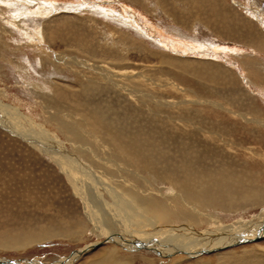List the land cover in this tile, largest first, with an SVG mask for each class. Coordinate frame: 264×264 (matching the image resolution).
Segmentation results:
<instances>
[{"label":"rangeland","instance_id":"rangeland-1","mask_svg":"<svg viewBox=\"0 0 264 264\" xmlns=\"http://www.w3.org/2000/svg\"><path fill=\"white\" fill-rule=\"evenodd\" d=\"M3 1L0 0V8L4 7L5 16L12 20H22L25 25L22 23L23 28L16 27L11 22L3 21V17L0 16V27L5 29L3 34L0 33L2 34L0 35V102L15 107L24 117L31 119L35 124L33 130L36 129L38 135L57 136L64 141L68 149L67 138L59 129L61 127L59 118L60 121L63 118L68 121V118L74 116L76 119L75 112H85L92 108L110 121H123L129 113L134 114L131 109L135 100L125 92H118L117 89L103 92L95 90L90 93L93 97L92 101L76 96L74 90L79 87L74 79L75 73L68 66L55 62L53 57L56 54L59 56L70 53V56H75L79 60L100 64L119 61L118 57L126 54L128 60L125 62L131 64L127 69L141 70L151 81L154 78L158 80L169 78L177 81L174 72L186 77L187 81L179 85L183 88L187 87L186 89L192 88L188 90L190 94L186 90L184 91L187 94L175 89L171 90L166 86L162 88L164 91H160V95L166 101L176 102L183 96L190 98L189 95H195L193 89L201 94L209 90L214 96L211 99H217L221 104L239 112L242 110L241 112L257 114L256 116L264 119V0H53L52 4L44 3V7L41 6V3L43 4L41 0L37 2L24 0L25 3L20 4L14 0H5V3ZM107 1L110 3L108 4ZM96 2L99 3L101 10L103 6H111L119 12L123 9L121 4L129 9L132 8V12L136 13V20L141 24L138 28L124 25L122 21L102 12L96 6ZM39 5L41 7H37ZM173 11L179 12L180 21L169 18L167 12L173 13ZM152 25L158 29L163 28L170 35L204 46L201 51L191 48L180 52L175 48H168L158 41V35L152 30ZM32 33L35 36H32ZM37 41L40 43L43 41L44 48L52 52L53 57L46 59L45 63H42L44 56L41 55V46L34 45ZM169 58L183 62L171 63L168 62ZM149 79L145 81V85L153 89V85L148 84ZM60 90L71 92L66 96L65 102L58 103L64 112L56 109L58 99L55 100L57 97L55 93ZM203 105L213 110L215 114L218 112V115L227 118L225 123L228 127L237 124L242 131L239 130L233 137L229 135L235 143L225 136L229 143L234 145L236 152L227 144L225 149L228 148L226 149L228 152L223 151L227 156L225 153H220L217 157L212 155L202 161L204 168L199 165L196 168L198 167L202 172H242L252 169L251 172L258 171V179L264 185V146L258 148L264 145V128H260L259 132L250 131L249 126L246 128L248 124L240 116L221 108L217 109L213 105ZM64 119L62 122H67ZM258 135H262L261 139L254 140L259 138ZM248 138L251 142L241 144L242 139ZM249 150L255 151L252 153ZM237 151H239L238 155ZM240 151H244L245 154L240 155ZM258 204V202L254 205L244 204L240 210L244 213V218L250 220V217L258 214L261 211V207H256ZM240 211L234 213L235 211L219 210L218 214L221 220L223 219V223H232L240 217ZM65 223L71 228L77 225H81L82 228L78 233L68 236H52L23 246L0 247V256L21 260V263L27 264L45 262L50 264L97 240L95 233L91 231L92 225L86 218L84 221L81 200L75 195L69 180L52 158L38 150L16 130H10L0 124V239L9 240V243L10 240H17L20 236H28L30 239V235L41 227L60 230L67 227ZM140 226L149 227L148 230L154 232L157 228L153 222ZM106 241L84 252L73 264L99 257L104 248L113 245L112 242ZM235 242L232 240L220 248L201 252V255L212 257L214 262L221 264H252L255 259L264 261V255L261 254L264 251V234L254 241L237 244ZM140 250L144 251L140 253L143 254L142 257L158 258L156 251L155 254L153 250L143 248ZM177 253H183V250L179 249ZM131 254L130 258L124 252L118 253L117 256L119 258L124 256L123 259L131 260V264H144L143 258H139L135 253ZM195 257L197 258V256L186 257L190 260L184 259V262L177 264L191 263V259ZM160 258L162 260L159 259L155 264H170L168 256Z\"/></svg>","mask_w":264,"mask_h":264},{"label":"bare ground","instance_id":"bare-ground-1","mask_svg":"<svg viewBox=\"0 0 264 264\" xmlns=\"http://www.w3.org/2000/svg\"><path fill=\"white\" fill-rule=\"evenodd\" d=\"M14 1L19 4L25 3L24 0ZM35 1L37 2V0ZM41 2H43L41 6L44 7V3L52 4L53 0H41ZM95 4L100 8L98 2ZM171 4L173 5V3ZM121 6L123 9L119 12L111 6H103V9L100 8V10L122 21L124 25L128 24L138 28L141 22L136 20V13L132 12V8L129 9L122 4ZM161 7L163 9V6ZM3 8H0V16L3 17V21L11 22L16 27L23 28L22 20L8 18L5 16ZM164 11L166 10L164 9ZM8 12L11 13L10 10ZM167 13L169 18L180 21L179 12ZM0 29V33L3 34L5 29L2 27ZM152 30H155L158 35L159 42L180 52L188 51L191 48L201 51L204 46L199 43L195 45L189 40L170 35L163 28L158 29L152 25ZM32 36L35 35L32 33ZM34 45L41 46V50H39L44 56L42 63L53 57L52 52H48L44 48L43 41L41 43L37 41ZM195 52L199 51L195 50ZM69 54L59 56L56 54L53 58L55 62L68 66L74 71L76 76L74 79H76L79 87L74 90L76 96L92 101L93 97L90 93L95 90L103 92L117 89L118 92H125L134 98L135 104L131 109L134 114L129 113L123 121L116 122V120L106 119V116L102 117L98 110L91 108L85 112H75L76 119L75 116L68 118V121L63 118L67 122H62L63 119L60 121L61 118H59L58 122L61 125L59 129L66 136L69 149L64 141H61L57 136L38 135L39 132L36 129L33 130L35 124L31 122V119L24 117L15 107H9L8 104L4 105L2 102H0V124L10 130H16L38 150L52 158L69 180L75 195L81 200L84 221L86 218L92 225L91 231L95 233L97 240L105 238L109 243H113V245H107L108 247L103 249L100 253L102 256L99 254V257L94 256V259L83 261L80 264H131V260L123 259L124 256L121 257L122 259L118 257L120 252L127 253L129 258L132 257L131 253H135L139 255V258L144 259V264H155V262H159V259L162 260L160 257L164 256L169 257L170 264L184 262V259L190 260L192 256H197V258L191 259V263L188 264H221L214 262L212 257L201 255L202 249L220 248L232 240L235 242L236 239L250 238L256 235L260 229L264 234V185L258 179V171L256 173L251 172V169V171L242 172H202L198 167L196 168L198 165L204 168L202 161L204 162L207 157L212 155L217 157L220 153L224 154L228 150V148L225 149V145H231L233 149L234 145L232 146L229 141L235 142L234 139H230L229 135L233 137L241 130L237 124L228 127L225 123L227 118L218 115V112L215 114L213 110L206 108L203 104L213 105L217 109L221 108L233 115L240 116L248 124L246 128L249 126L250 131L254 130V132H259L260 128H264V119L256 116L257 114L241 112L242 110L239 112V110L221 104L217 99H211L214 96L209 90L201 94V92L193 89L192 92L195 95H189L190 98L183 96L181 100H176V102L166 101L160 95V91L166 86L171 90L175 89L184 93L192 89H186L187 87L183 88L179 85L186 80V77L174 72L177 81L169 78L158 80L153 76L154 80L151 81L144 75L143 71L133 70V68H131L132 70L127 69L131 67V64L125 62L128 60L126 54L120 55L119 61L101 64L88 63L86 60H79ZM111 54L115 55L116 53ZM168 62L180 63L183 61L169 58ZM79 66L80 69H78ZM116 67H118L117 70ZM171 73L169 75H172ZM148 79V84H152L153 89L145 85V81ZM57 92L61 95H58ZM69 93L71 92L56 91L57 111H62L58 103L65 102L64 100ZM68 108L70 107L68 106ZM49 114L51 113L49 112ZM46 134H48L47 131ZM225 136L229 137V141ZM258 136L259 138L254 140H260L262 135ZM241 141V144L251 142L249 138ZM263 146L260 145L258 148L261 149ZM249 147L248 149H250ZM234 152H236L235 148ZM237 152L238 155L239 151ZM240 152V155L245 154L244 151ZM257 202L259 204L256 207H261V211L250 217V220L244 218V213L240 211L243 205H254ZM219 210L235 211L234 213L240 211L241 213L234 222L223 223V219L221 220L218 214ZM148 222L157 225L155 232L148 230V226V228L140 226V224ZM65 224L67 227L60 228V230L41 227L30 235V239L28 236H20L17 240H10V243L4 238L0 239V247L23 246L52 236H68L78 233L79 229L82 228L81 225H74L76 227L71 228L68 223ZM92 242L84 245L83 247L88 248L73 255L66 262L64 261V264H73L84 252L95 247L91 246ZM140 248L156 251L157 254L156 252L155 254L158 258L155 256L142 257L143 254L140 253H144V251H141ZM179 249H182L183 253H177ZM149 251L148 254H150ZM128 252L130 253L128 254ZM261 254L264 255V251ZM121 255L123 254L121 253ZM58 260L50 264H55ZM0 264L27 263L1 257ZM252 264H264V261L255 259Z\"/></svg>","mask_w":264,"mask_h":264},{"label":"water","instance_id":"water-1","mask_svg":"<svg viewBox=\"0 0 264 264\" xmlns=\"http://www.w3.org/2000/svg\"><path fill=\"white\" fill-rule=\"evenodd\" d=\"M261 230H262V229L258 230L257 234L254 235V236H252V237H250V238H245V237H244V238L236 239V240H235V241H236L235 244H237V243H241V242L254 241V240L258 239V238L262 235ZM104 241H105V238H104V239H100V240L93 241L91 246H92V247H93V246H97V245H99V244H102ZM86 248H88V247H83V248L76 249V250L72 251L71 253H69L68 255L62 256V257L60 258L61 260H58V262L55 263V264H64V261L66 262V261H67L68 259H70L73 255L81 253V252H82L83 250H85ZM210 250H212V249H210ZM210 250H209V249H202L203 252H208V251H210ZM1 257H3L4 259H6L5 256H0V258H1ZM8 260H10V259H8ZM61 261H62V262H61Z\"/></svg>","mask_w":264,"mask_h":264}]
</instances>
